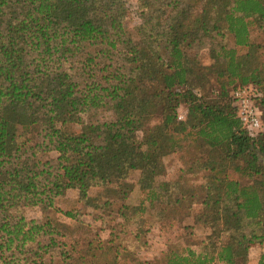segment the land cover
Wrapping results in <instances>:
<instances>
[{
    "label": "trees",
    "instance_id": "1",
    "mask_svg": "<svg viewBox=\"0 0 264 264\" xmlns=\"http://www.w3.org/2000/svg\"><path fill=\"white\" fill-rule=\"evenodd\" d=\"M125 9L126 0H0V264H121L127 252L111 239L61 235L53 217L75 214L55 198L72 191L91 210L124 203L133 172L135 216L162 223L187 205L192 228L180 229L208 231L200 252L169 251L163 264H248L264 242V0H137L148 20L133 33ZM203 39L232 45L210 49L204 66ZM247 86L262 130L243 128L232 106L231 91ZM184 142L210 151L184 170L204 172L190 190L160 181L163 158Z\"/></svg>",
    "mask_w": 264,
    "mask_h": 264
},
{
    "label": "rangeland",
    "instance_id": "2",
    "mask_svg": "<svg viewBox=\"0 0 264 264\" xmlns=\"http://www.w3.org/2000/svg\"><path fill=\"white\" fill-rule=\"evenodd\" d=\"M125 14H123V22L126 29L130 32H134L135 28L142 22L148 20V14L137 9V0H126ZM250 38L253 41L260 42V35L257 30H253L250 33ZM223 44L231 47L230 40H223L222 42H210L203 39V45L198 51V61L204 66L212 64L209 58L210 49H219ZM264 60V51H262V57ZM212 77L210 78V84H212ZM185 107L180 106L178 109V115L185 116ZM109 112L95 113L93 118L95 120H107L109 119ZM207 148H204L199 142L197 144L184 142L176 153L171 154L163 158V164L165 166V175L160 179L162 182L174 183L178 181L185 189H195L203 185L204 172L195 170L192 173H184L191 164H194L195 159H205L208 152ZM51 157H55V154H51ZM264 166V159L261 161ZM180 176L183 180H180ZM229 177L238 180L242 185L247 182L241 180L234 174H229ZM139 179V172H133L128 181L133 186L129 199L126 200L125 205L121 201H117L109 207L102 209L91 210L89 208L82 207L78 201L75 192L66 191L55 198L56 208L60 211H71L75 214V220H69L62 216L56 215L53 217V225L56 230L64 237L74 240H112L117 244L119 248H125L127 252V259L122 261L121 264H137L136 260H140V263L147 264H163V255L169 251H179L183 248L190 247L196 252H200L202 247L200 242L208 231L202 228H196L194 233L188 236L180 228L182 226L191 227V221L188 218L183 220L187 207L184 205L182 208L175 209L174 215L169 216L168 220L158 223L161 218H154L153 221L151 214L135 216V209L138 205L139 190L137 181ZM179 179V180H178ZM99 189H91L90 194L97 196L101 194ZM202 193H197V196L201 198ZM128 207L127 212H124L123 219H119L122 210L121 206ZM196 207H192L194 211ZM134 210V211H133ZM137 212V211H136ZM29 217H37L36 212H30ZM183 222L179 224L181 221ZM152 224L150 225V223ZM192 228V227H191ZM193 230V229H192ZM139 232L138 239H134L133 236ZM112 243V244H113ZM264 254V242L260 245L253 246L247 254L248 264H256L261 254ZM125 255V254H124ZM143 263V264H144Z\"/></svg>",
    "mask_w": 264,
    "mask_h": 264
},
{
    "label": "built area",
    "instance_id": "3",
    "mask_svg": "<svg viewBox=\"0 0 264 264\" xmlns=\"http://www.w3.org/2000/svg\"><path fill=\"white\" fill-rule=\"evenodd\" d=\"M254 89L251 86L237 87L230 93L232 106L243 128L248 131L262 130L261 111L253 102ZM178 119H182L178 116Z\"/></svg>",
    "mask_w": 264,
    "mask_h": 264
}]
</instances>
